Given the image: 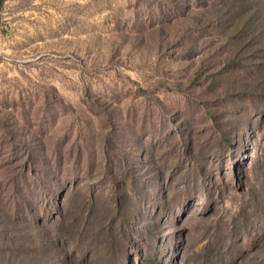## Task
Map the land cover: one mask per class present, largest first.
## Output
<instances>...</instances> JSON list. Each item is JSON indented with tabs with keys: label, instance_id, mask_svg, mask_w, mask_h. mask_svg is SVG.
I'll return each mask as SVG.
<instances>
[{
	"label": "rangeland",
	"instance_id": "374dc122",
	"mask_svg": "<svg viewBox=\"0 0 264 264\" xmlns=\"http://www.w3.org/2000/svg\"><path fill=\"white\" fill-rule=\"evenodd\" d=\"M233 1L260 3L0 2V264H264V53Z\"/></svg>",
	"mask_w": 264,
	"mask_h": 264
},
{
	"label": "trees",
	"instance_id": "16d2710c",
	"mask_svg": "<svg viewBox=\"0 0 264 264\" xmlns=\"http://www.w3.org/2000/svg\"><path fill=\"white\" fill-rule=\"evenodd\" d=\"M2 0H0L1 2ZM233 8L234 10L232 11L234 15L238 16V22L239 24L237 25V28H243L246 29L247 27H249V25H246L245 21L247 20H252L254 27H256V25L258 26L259 30V34L261 35L260 39L257 41L255 40L254 36H250L248 37V39H246V41H244V45H247L249 47V53L248 55H252L254 58H256V56L261 55L262 53H264V0H260V3L255 6L252 7V5H250V8L246 9L245 7H241V6H235V4H237V1H233ZM249 5V4H248ZM259 11H263L262 14L259 15ZM258 17V22L256 23L254 20ZM247 19V20H244ZM245 34V33H243ZM242 34V35H243ZM233 61H235V58H232Z\"/></svg>",
	"mask_w": 264,
	"mask_h": 264
}]
</instances>
